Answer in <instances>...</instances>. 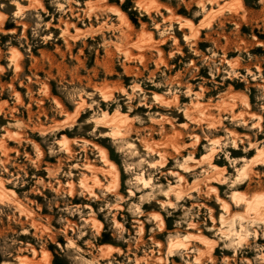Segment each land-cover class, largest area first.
<instances>
[{"label": "rangeland", "instance_id": "rangeland-1", "mask_svg": "<svg viewBox=\"0 0 264 264\" xmlns=\"http://www.w3.org/2000/svg\"><path fill=\"white\" fill-rule=\"evenodd\" d=\"M263 145L264 0H0V264H264Z\"/></svg>", "mask_w": 264, "mask_h": 264}, {"label": "bare ground", "instance_id": "bare-ground-1", "mask_svg": "<svg viewBox=\"0 0 264 264\" xmlns=\"http://www.w3.org/2000/svg\"><path fill=\"white\" fill-rule=\"evenodd\" d=\"M140 6V5H139ZM138 6V7H139ZM67 24V23H66ZM69 26V25H68ZM67 26V27H68ZM66 27V26H65ZM16 58H17V56H16ZM118 119V118H117ZM119 120V119H118ZM116 125H117V123H116ZM114 127V126H113ZM116 128L118 129V126H116ZM111 131V130H110ZM113 131V130H112ZM115 132H116V130H115ZM118 132V131H117ZM246 162V161H245ZM254 164L255 165H257V166H263L264 165V145L260 148V149H258V152H257V154H256V156H255V159H254ZM246 164L244 163V166H245ZM246 170V169H245ZM244 171V169L242 168V169H239L238 171H237V173L238 174H241L242 175V173H244L243 172ZM219 175V174H218ZM238 176V175H237ZM216 178H218V177H216ZM142 179V178H141ZM144 179V178H143ZM142 179V180H143ZM219 179V178H218ZM221 179V178H220ZM144 181V180H143ZM215 190V189H214ZM180 191V190H179ZM217 191V190H216ZM175 195H176V199L177 200H180L181 198H182V195H181V192H177V193H175ZM238 196V195H237ZM3 197V193H2V191L0 190V199ZM174 205V204H173ZM165 206V205H164ZM167 207H171L172 208V203H170V202H168L167 203V205H166ZM222 206V205H221ZM223 206L224 207H227V204L226 205H224L223 204ZM262 206H264V194H258V195H255L253 198H252V200L248 203V208L249 209H257V208H259V207H262ZM263 221V220H262ZM240 231H247V230H245V227H243L242 226V229L240 230ZM182 243L183 242H181L180 240H175V241H172L171 239H170V247H175V248H182ZM174 248V249H175ZM173 249V250H174ZM173 250H170L169 251V254H170V256H173Z\"/></svg>", "mask_w": 264, "mask_h": 264}]
</instances>
